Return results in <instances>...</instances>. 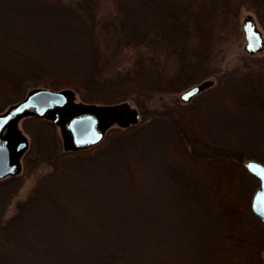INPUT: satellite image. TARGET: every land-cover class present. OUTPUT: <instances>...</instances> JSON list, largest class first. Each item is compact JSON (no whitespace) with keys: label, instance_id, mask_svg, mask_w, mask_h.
<instances>
[{"label":"rangeland","instance_id":"obj_1","mask_svg":"<svg viewBox=\"0 0 264 264\" xmlns=\"http://www.w3.org/2000/svg\"><path fill=\"white\" fill-rule=\"evenodd\" d=\"M177 1L182 12L191 2ZM152 7L134 0H0V65L9 72L39 73L57 81V90L79 81L81 92L99 98L135 85V75L124 73L130 63H156L160 84L168 86L197 76L151 92L141 109L132 101L137 123L113 124L80 150H64L50 120L36 117L29 132L20 119L29 145L19 173L0 179V264H255L248 243L261 244L262 221L253 213L260 221L244 222L246 247L227 239L229 219L211 186L223 176L233 186L225 196L243 204L241 212L252 181L243 179L239 162L264 163V109L244 95L253 86L248 77L264 82V46L245 52L240 26L250 16L264 40V11L239 8L229 38L200 76L177 68L179 49L164 58L169 49L152 36ZM137 38L143 49L133 46ZM204 80L213 83L179 98ZM73 91V101L84 102ZM228 157L239 161L230 170L235 161Z\"/></svg>","mask_w":264,"mask_h":264},{"label":"trees","instance_id":"obj_2","mask_svg":"<svg viewBox=\"0 0 264 264\" xmlns=\"http://www.w3.org/2000/svg\"><path fill=\"white\" fill-rule=\"evenodd\" d=\"M111 1L116 3L118 0ZM134 1L136 6L139 7L153 6L154 19L152 20V36L160 45L166 46L164 47L165 50L169 49L164 55V58L169 56L172 51L179 49L175 54L177 68H182L183 72H197L199 75L204 74V66L206 62H209V57L212 55L211 53H213L214 49L229 38L241 6L250 7L256 11H264V0H191L189 6L183 12L181 6L179 8L177 0H172L173 2L169 0ZM189 41H191V45L188 44ZM133 46L136 49H143V44L138 38L133 40ZM189 50L190 53H188ZM164 58L160 59L163 60ZM128 72L135 75L133 80L135 85L116 92V97L99 98L98 96H87L80 91L79 87L81 83L79 81L78 83L75 81L71 85L80 96V100L84 102L112 103L130 100L131 102L133 101L137 108L141 109L145 104L144 98H149L151 92L162 93L166 90L175 89V87L178 88V86H185L194 82L197 77L187 78L181 82L182 85H177L175 81H173L175 83L174 86L163 85L160 84L161 74L156 63L154 67L149 68L148 66L143 67L142 61H139L136 67H132V63H130L128 67L124 68V73L127 74ZM248 79L253 80V86L246 87L244 92L246 103H255V105L264 109V97L261 96V89L264 87V82L254 77H248ZM37 85L51 89L59 88L57 81H49L46 78H42L39 73L31 75L28 71L12 70L9 72L6 66L0 65V110L9 103L21 99L29 89L37 87ZM34 119H36L34 116L23 118L21 125L25 131L31 132V128L33 129L34 126L30 122ZM53 138H55L54 135ZM227 159L235 161L234 163L228 164V170L233 165H238L239 161L235 158L228 157ZM207 161L209 164L211 163V160ZM243 163L239 162L241 167L240 174L243 179L252 181L250 191L241 199V203H246L244 210L241 212L238 211L239 209L237 207L243 205L239 202H235L236 204L234 205L229 203L225 193L227 190L233 188V186L226 185L223 176L218 179H213L214 183L211 186V197L216 200L217 206L226 215V218L228 217L227 219H229V229L225 237L232 240L239 247L241 245L246 247L251 239L247 235V221H250L249 219L252 217L257 218L250 208V198L255 189L257 179L245 170ZM229 172L232 176L231 171ZM225 175L230 178L229 173L226 171ZM257 220L259 219L257 218ZM236 225H238V228ZM260 226L262 227L260 228L261 237L263 235L261 244L253 247L250 242L248 243L250 247L248 256L252 260V263L255 264H264L260 256V251L264 248V225L262 222ZM108 264L116 263L112 262Z\"/></svg>","mask_w":264,"mask_h":264},{"label":"water","instance_id":"obj_3","mask_svg":"<svg viewBox=\"0 0 264 264\" xmlns=\"http://www.w3.org/2000/svg\"><path fill=\"white\" fill-rule=\"evenodd\" d=\"M243 32V49L249 54L260 51L264 46L263 33L250 16L240 22ZM212 80H204L184 89L179 98L187 101L198 91L208 87ZM71 88L51 89L34 87L24 96L0 111V179L19 173L20 158L28 147V139L18 128L25 116L50 120L58 126L64 150H80L97 144L108 127L116 124L125 128L139 121V112L130 100L112 103H83L73 101ZM187 97V98H185ZM247 171L258 179L250 207L264 224V163L249 159L244 162ZM264 261V248L261 252Z\"/></svg>","mask_w":264,"mask_h":264},{"label":"snow or ice","instance_id":"obj_4","mask_svg":"<svg viewBox=\"0 0 264 264\" xmlns=\"http://www.w3.org/2000/svg\"><path fill=\"white\" fill-rule=\"evenodd\" d=\"M185 98H187V97H185Z\"/></svg>","mask_w":264,"mask_h":264}]
</instances>
